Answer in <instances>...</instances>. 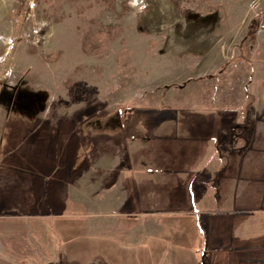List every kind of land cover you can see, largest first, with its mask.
Segmentation results:
<instances>
[{
	"label": "rangeland",
	"instance_id": "374dc122",
	"mask_svg": "<svg viewBox=\"0 0 264 264\" xmlns=\"http://www.w3.org/2000/svg\"><path fill=\"white\" fill-rule=\"evenodd\" d=\"M184 115L209 117L212 131L214 118L223 124L218 145L212 138L198 144L212 145L224 158H215L190 190L200 182L216 185L224 174L244 182L252 195L261 193L264 0H0V264H79L81 254L69 253L59 238L56 254L53 216H66L54 230L70 240L121 230L127 221L114 215L115 190L93 179L90 200L78 196L80 184L69 182L74 211L53 210L64 199L60 191L42 197L51 162L64 166L85 147L92 164L101 160L112 170L122 139L123 162L137 166L136 150L146 181V170L157 172L144 162L155 144L162 146L158 131ZM228 160L245 172L226 173ZM109 173L106 182L113 184ZM100 190L103 201L96 198ZM147 197L139 198V208L160 210V198ZM92 240L102 241L99 235ZM98 256L80 263L99 264Z\"/></svg>",
	"mask_w": 264,
	"mask_h": 264
},
{
	"label": "crops",
	"instance_id": "0c3cea01",
	"mask_svg": "<svg viewBox=\"0 0 264 264\" xmlns=\"http://www.w3.org/2000/svg\"><path fill=\"white\" fill-rule=\"evenodd\" d=\"M207 119L209 117L197 120L191 115H184L181 119L177 116L173 120V127L165 125L158 131L156 138L161 140L162 146L155 144L156 149L152 151L154 156L149 155L150 161L144 162L145 165H152V169L157 172L149 173L146 170V181H143L144 174L140 172V157L136 150L134 155L137 166L133 168L129 160L123 162L125 155L122 139L119 150L121 159L119 162L115 161L112 170H108L101 160L98 164H92L90 152L87 153L85 150L88 149L85 147L79 155L76 153L67 158L64 166L56 163L53 167L52 164L56 161L51 162V182L43 180V188L41 185L38 188L44 189L42 197L47 198L48 191L51 194L57 191V196H60L59 191L62 192L61 198L64 200L58 206L53 205V210L66 212L65 207L69 206L72 209L70 211H74L76 201L69 200L71 196L68 184L71 183L80 184L83 193H76L78 196L82 194L83 199L90 200L93 179L100 188L115 190L118 209L114 215L128 223L122 225L121 230L99 229L96 234L88 232L77 235L75 238L84 239L76 241L66 239L59 231L54 230L57 218L66 216H53L52 220L55 221H50L49 234L54 239L56 254L59 253V246L66 245L69 253L81 254V258L77 260L79 262H76L79 264L88 255H99V264H264V188L261 193L252 195L244 182H230V176L223 177V174L216 185L200 182L190 190L194 180L206 172L215 158H224L223 155L218 158L212 145L203 147L198 144V140L204 142V139L211 138L213 143L219 144L223 124L220 119L214 118L216 126L213 132L206 125ZM73 133L75 135L76 129H73ZM90 133L88 128L83 135L88 136ZM77 155L82 160L80 170L75 165ZM260 164L264 168V163ZM230 168H233L232 173L235 174L246 170L245 166L231 167L228 160L224 169L226 173L230 174ZM216 171H220L219 165L213 167L212 172ZM108 173L115 176L113 184L106 182ZM63 182L68 187H59ZM56 184L59 186L56 187ZM34 189L39 198L37 188ZM28 190L32 193V189ZM149 193H152V198L155 194L160 198L159 201L163 204L160 210L139 208V198L147 197ZM34 195L33 192L32 196ZM104 197V192L100 190L96 198L103 201ZM37 204L35 201L30 206L32 212V206ZM83 205L87 206L88 203L83 201ZM124 207L129 208L123 210ZM156 219L160 221L158 229H154ZM98 235L102 241L97 245L92 238ZM58 238L63 241L61 245Z\"/></svg>",
	"mask_w": 264,
	"mask_h": 264
}]
</instances>
